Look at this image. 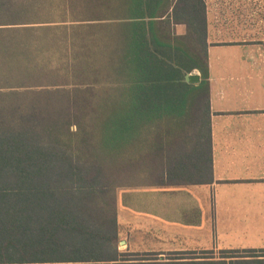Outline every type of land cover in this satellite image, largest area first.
Segmentation results:
<instances>
[{
    "label": "trees",
    "instance_id": "16d2710c",
    "mask_svg": "<svg viewBox=\"0 0 264 264\" xmlns=\"http://www.w3.org/2000/svg\"><path fill=\"white\" fill-rule=\"evenodd\" d=\"M65 5L42 33L0 23V264H147L119 249L118 191L214 180L205 5ZM177 256L157 264H264V249Z\"/></svg>",
    "mask_w": 264,
    "mask_h": 264
},
{
    "label": "crops",
    "instance_id": "0c3cea01",
    "mask_svg": "<svg viewBox=\"0 0 264 264\" xmlns=\"http://www.w3.org/2000/svg\"><path fill=\"white\" fill-rule=\"evenodd\" d=\"M20 1L25 5L0 7V23L35 27V33H42L45 26L63 22L67 13L68 0ZM203 2L214 180L207 184H156L120 189L119 234L128 247L131 245L121 232V213L126 227L137 214L131 209L121 212L119 193L141 189L144 198L140 214L157 220L156 231H145L151 239L255 242L253 248L264 249V0ZM66 20L65 23H71L70 19ZM174 28L177 35L187 32L184 23H177ZM159 252L157 258L164 255Z\"/></svg>",
    "mask_w": 264,
    "mask_h": 264
},
{
    "label": "rangeland",
    "instance_id": "374dc122",
    "mask_svg": "<svg viewBox=\"0 0 264 264\" xmlns=\"http://www.w3.org/2000/svg\"><path fill=\"white\" fill-rule=\"evenodd\" d=\"M20 0H4L0 2V7H18L23 6ZM190 74H200L198 71L194 70ZM143 194L141 189H132V190H124L119 193V205L121 212H124L125 209L134 210L137 214L132 221L129 220L128 227L124 226L126 223V219H124V215L121 213V221L123 223V227L121 228V232L124 233L125 239L131 245L128 247L125 243H121L119 249L122 252H130V253H138L141 256L136 258L144 257L141 252H153L149 253L147 264H157V263H165V262H176L178 254L182 253H202V251H212L215 250L216 256H218L219 251L222 249H256L253 248L255 242H213L208 238H198L196 240H178L177 242H167L157 241V238L151 239L147 236L145 231L153 229L156 231L157 220L155 218L147 217L140 214L141 206L143 205ZM151 200V198H150ZM151 204H155L154 201L150 202ZM134 214V215H135ZM168 224V223H167ZM172 226V224H168ZM169 227V226H168ZM171 228V227H169ZM120 233V232H119ZM148 237L149 239L144 238L143 236ZM159 251H162L164 255L159 256L157 258ZM177 254V255H176ZM188 256V255H184ZM171 263V264H172Z\"/></svg>",
    "mask_w": 264,
    "mask_h": 264
},
{
    "label": "water",
    "instance_id": "95a60500",
    "mask_svg": "<svg viewBox=\"0 0 264 264\" xmlns=\"http://www.w3.org/2000/svg\"><path fill=\"white\" fill-rule=\"evenodd\" d=\"M187 79L192 82H197L200 80V74H188ZM121 243H124L123 241Z\"/></svg>",
    "mask_w": 264,
    "mask_h": 264
}]
</instances>
